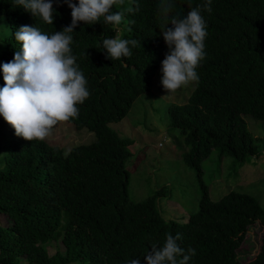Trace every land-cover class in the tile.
<instances>
[{
  "label": "trees",
  "instance_id": "obj_1",
  "mask_svg": "<svg viewBox=\"0 0 264 264\" xmlns=\"http://www.w3.org/2000/svg\"><path fill=\"white\" fill-rule=\"evenodd\" d=\"M127 1L122 10L112 7V12L123 13L117 28L102 17L93 25L79 22L71 34L72 55L90 95L77 105L78 117L66 122L91 132L93 140L67 152L16 134L0 140V214L9 220L0 226V264H18L19 257L25 264H128L137 258L146 264L151 244L162 245L167 234L177 233L186 254L189 247L196 250L188 264H264V229L251 260L241 263L235 253L250 223L257 220L264 228V206L233 190L210 199L200 165L212 150L235 160L258 152L257 138L243 116L264 120V0H212L211 13L202 11L208 35L206 56L197 68L199 81L192 82L183 103L167 108L169 123L182 139L180 157L193 170L200 190L196 210L183 221L164 218L159 211L158 197L165 187L140 200L129 199L125 162L131 140L109 127L126 115L138 95L150 90L169 51L161 32L165 21L160 0ZM172 3L169 17L190 10L188 0ZM204 3L191 0L193 7ZM53 6L49 25L17 7L15 0H0L7 27L0 39V66L20 50L14 38L19 27L35 26L51 35L71 24L67 4L53 0ZM105 38L136 39L139 44L130 57L111 60L102 46ZM4 85L0 67V88ZM50 241L57 246L48 254Z\"/></svg>",
  "mask_w": 264,
  "mask_h": 264
},
{
  "label": "clouds",
  "instance_id": "obj_2",
  "mask_svg": "<svg viewBox=\"0 0 264 264\" xmlns=\"http://www.w3.org/2000/svg\"><path fill=\"white\" fill-rule=\"evenodd\" d=\"M120 2L122 0H78V3L63 0L71 9L72 19L62 31L49 35L39 27L28 25L15 31L14 38L21 44L20 50L15 52L12 61L0 66L5 82L0 88V116L8 123H2L0 131L6 137L16 134L27 141H44L53 134L58 123L68 124L66 121L78 117L77 105L83 104L90 92L76 63L77 58L72 55L71 34L79 22L93 25L102 17L105 24L117 28L123 13L112 12V7ZM211 3L212 0H206L203 5L193 7L188 0L190 10L186 15L169 17L174 8L172 0H160L158 7L165 21L161 32L169 49L161 62V84L167 94L199 81L197 68L206 56L205 39L208 35L202 11L211 13ZM15 5L53 25L56 11L53 0H15ZM138 44L136 39L121 38H105L102 42L107 51L106 58L111 60L130 57L131 49ZM0 140H3L1 136ZM181 239L180 233L175 236L167 234L162 245L152 243L151 251L144 255L146 264H188L196 250L189 247L186 254L178 243ZM128 264H141V261L131 259Z\"/></svg>",
  "mask_w": 264,
  "mask_h": 264
},
{
  "label": "rangeland",
  "instance_id": "obj_3",
  "mask_svg": "<svg viewBox=\"0 0 264 264\" xmlns=\"http://www.w3.org/2000/svg\"><path fill=\"white\" fill-rule=\"evenodd\" d=\"M127 5L128 1L122 0L115 7L122 10ZM6 31L4 19L0 17V39L6 35ZM161 66L160 63L151 79L150 90L138 95L126 115L117 122H111L109 127L120 137L131 140L128 144L130 156L125 162L129 174V199L140 200L153 190L165 187L166 191L158 197L159 211L164 218L183 221L188 212L196 210L200 190L193 170L180 157L184 150L182 139L177 128L169 123L167 108L171 104L183 103L192 83L167 94L161 84ZM243 119L247 129L257 138V154L235 160L212 150L200 162L201 180L212 200H217L227 191L233 190L251 195L260 206H264V120H254L248 115H244ZM2 123L8 124L0 116V127ZM0 136L3 141L8 138L2 131ZM91 140L92 133L84 128L75 130L69 124L60 122L55 126L53 134L44 141L67 152L71 146ZM8 224V218L0 214V226ZM263 229L257 220L247 226L235 252L239 262L251 260L257 253ZM56 244L57 242L50 241L46 245L48 254L54 252ZM58 247H61L60 244ZM18 264H25L22 257H19Z\"/></svg>",
  "mask_w": 264,
  "mask_h": 264
}]
</instances>
